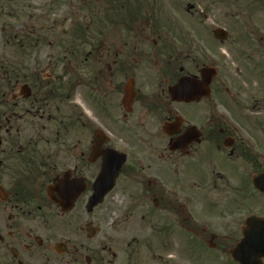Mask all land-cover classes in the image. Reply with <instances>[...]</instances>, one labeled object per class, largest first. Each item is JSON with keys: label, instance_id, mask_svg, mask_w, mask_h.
Wrapping results in <instances>:
<instances>
[{"label": "flooded vegetation", "instance_id": "1", "mask_svg": "<svg viewBox=\"0 0 264 264\" xmlns=\"http://www.w3.org/2000/svg\"><path fill=\"white\" fill-rule=\"evenodd\" d=\"M103 2V20H90L69 52L49 55L56 67H31L34 52L26 50L0 54V264H176V251L189 264H239L228 236L238 241L245 218L264 213V193L251 182L264 171L256 163L264 139L250 132V110L264 115V0ZM224 7L234 18L225 24ZM191 15L192 37L184 30ZM218 27L232 35L216 39ZM26 39L16 33L6 42L42 41ZM206 65L216 69L208 92L172 96V86L199 79ZM111 150L117 165L124 159L114 188L150 200L160 227L103 231L99 243H92L99 231H81L80 243L79 231L50 221L77 220ZM63 179L84 187L65 212ZM182 239L192 244L180 246Z\"/></svg>", "mask_w": 264, "mask_h": 264}, {"label": "rangeland", "instance_id": "2", "mask_svg": "<svg viewBox=\"0 0 264 264\" xmlns=\"http://www.w3.org/2000/svg\"><path fill=\"white\" fill-rule=\"evenodd\" d=\"M12 2L15 5L0 6V54L16 51L24 52L25 50L27 52H34L30 60L31 67L48 66L49 55L56 53L58 50L69 52L65 49L66 46L69 45L68 41L79 36L83 30L88 31L86 26L90 20H103V10L106 6L103 0H78L77 2L71 0H45V2L44 0H12ZM193 12L194 15L197 14L195 10ZM225 12L226 7L223 8V24L227 23L230 19H234L225 16ZM194 15H191V23H187L184 29L190 33L191 37L198 26V18H194ZM41 20L45 21V28L40 25ZM239 26L236 27L237 32L241 31ZM16 33H18V35L23 34L27 39L30 38L31 40L35 37L42 38V41H38L36 44L25 42V46L18 48L16 42H6V39H8L10 35ZM229 35L231 36L232 34L229 32ZM56 40L58 42L61 41L62 45L56 43ZM192 43L191 41L190 44ZM33 45V48H37L32 50L31 47ZM48 46L52 47L49 48ZM53 65L50 64L48 67L53 68ZM54 66L56 67V65ZM243 78L247 79V76L245 75ZM250 86H252L251 77ZM260 112L262 113L256 114L250 110V132L254 134L255 138L263 140V109H261ZM252 117L255 121L260 120L261 125L258 126L252 123ZM257 159L258 162L256 163L264 167V156H257ZM135 191L136 189L124 190L122 188H114L108 193L104 201L95 207L91 213H86L84 209L85 203L79 202V212L75 222H71L67 217L60 220V225H57L56 220L50 222L53 226L59 227L60 231H79L80 243H86V241H84V233L81 231H83L82 228L87 223H92V225L99 228V233L96 234L95 240L92 243H99V239L102 234H104L103 231H154V228L160 226L159 224L157 226L154 224L151 201L131 199L129 192L134 193ZM210 195L214 196V190H211ZM254 200L256 202L257 200L259 201L256 196ZM238 205L246 207L247 201L239 200ZM263 207L264 200L262 199V206H260V209ZM241 212L246 215L249 211L243 208ZM240 235L241 233L238 232L236 238L238 239ZM228 237V242L233 246L236 242L234 239L235 234H230ZM176 242L179 243L180 246L182 245L181 243L192 244L188 243V239H182ZM82 252L84 254H89L90 251L82 250ZM191 253L194 255L195 252L191 251ZM117 259L115 258V263L119 262ZM173 259L176 260V264H189L192 261L190 260V262H188L186 256L182 258L178 251L174 252ZM80 263H83L82 258L80 259ZM207 263L212 264V262Z\"/></svg>", "mask_w": 264, "mask_h": 264}, {"label": "water", "instance_id": "3", "mask_svg": "<svg viewBox=\"0 0 264 264\" xmlns=\"http://www.w3.org/2000/svg\"><path fill=\"white\" fill-rule=\"evenodd\" d=\"M214 34L216 37L222 38L227 35V33L222 29H217ZM214 73L215 71L212 68L204 67L201 69L202 80L200 82H197L192 78H183L173 88H171V94L177 98V96H181L184 93L186 87L191 88V93H193L194 90L199 89L201 85L208 87ZM108 155H110V152H106L104 154V163L102 165L101 172L93 185V193L89 197L86 204V210L88 212H91L93 207L102 201L105 193L113 186V174L116 172V169L114 170L112 168V164H107L106 161L108 160ZM122 161H120L118 168ZM252 181L257 189L264 192V172L254 174ZM82 185V182L78 184V187L76 184L71 183L69 185V183L63 182L58 186L57 190L60 196L59 205L63 210H67L72 207L74 199L83 189ZM246 224L250 225V228L260 227L261 229H264V217L258 218L252 216L247 219ZM85 230L93 232L96 231V228L87 225ZM263 255L264 231H250V229L245 228L242 239L232 250L233 258L238 260L241 264H258L257 260H259V258Z\"/></svg>", "mask_w": 264, "mask_h": 264}]
</instances>
